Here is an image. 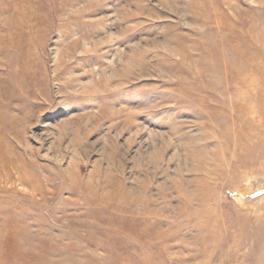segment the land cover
I'll use <instances>...</instances> for the list:
<instances>
[{"label": "rangeland", "instance_id": "374dc122", "mask_svg": "<svg viewBox=\"0 0 264 264\" xmlns=\"http://www.w3.org/2000/svg\"><path fill=\"white\" fill-rule=\"evenodd\" d=\"M0 264H264V0H0Z\"/></svg>", "mask_w": 264, "mask_h": 264}]
</instances>
